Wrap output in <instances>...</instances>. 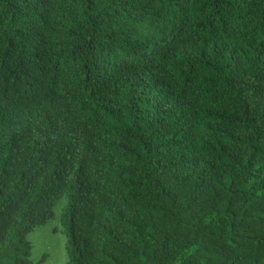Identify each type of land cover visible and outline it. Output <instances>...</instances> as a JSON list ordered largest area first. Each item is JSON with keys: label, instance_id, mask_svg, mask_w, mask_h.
<instances>
[{"label": "trees", "instance_id": "obj_1", "mask_svg": "<svg viewBox=\"0 0 264 264\" xmlns=\"http://www.w3.org/2000/svg\"><path fill=\"white\" fill-rule=\"evenodd\" d=\"M61 199L66 264H264V0H0V264Z\"/></svg>", "mask_w": 264, "mask_h": 264}, {"label": "rangeland", "instance_id": "obj_2", "mask_svg": "<svg viewBox=\"0 0 264 264\" xmlns=\"http://www.w3.org/2000/svg\"><path fill=\"white\" fill-rule=\"evenodd\" d=\"M64 200L56 201L52 208L53 217L43 226L34 228L26 236L31 246L30 260L36 264H66V237L60 214Z\"/></svg>", "mask_w": 264, "mask_h": 264}]
</instances>
